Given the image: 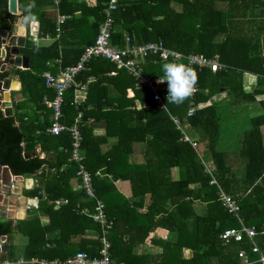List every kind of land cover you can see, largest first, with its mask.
Returning a JSON list of instances; mask_svg holds the SVG:
<instances>
[{
    "label": "trees",
    "instance_id": "16d2710c",
    "mask_svg": "<svg viewBox=\"0 0 264 264\" xmlns=\"http://www.w3.org/2000/svg\"><path fill=\"white\" fill-rule=\"evenodd\" d=\"M7 1L0 0V31L14 32L24 16L38 21L37 35L57 34L55 18L43 9L50 0H17L20 14L9 13ZM102 1L59 0L58 13L67 16L60 26L59 38L48 45L26 39L20 54L29 56L28 68L12 67L0 72V80L18 76L21 87L13 91V95L22 94L21 99H14L12 115L5 116L0 111V165H7L13 175L40 173L44 180L41 187L46 194L45 200H39L38 208L28 218H0V235L18 232L27 236L22 252L26 264H38L34 260L40 258L65 259L77 251L96 257L101 248L99 224L81 212L83 207L92 210L93 201L87 199L82 189L72 191L69 184L76 171L75 164L68 161L70 133L67 130L56 135L46 132L51 117L48 121L45 112L51 114V109L44 104L43 97L52 99L54 91L46 87L42 74L49 70L56 75L59 68L77 61L76 58L70 63L65 60L66 54L58 53V46L64 45L68 26H74L71 30L76 31L79 45L76 51L93 44L102 20ZM171 2L179 3L180 10H175ZM77 11L81 12V17L92 15L93 20L80 23ZM125 36L136 44L160 39L166 47L184 54L218 55L226 68L215 72L201 68L195 73L197 90L193 100L199 106L188 117V122L202 133L195 141L196 147L183 139V133L170 118L172 114L179 117L186 114L189 96L179 104L167 102V82L160 78H163L161 65L169 61H162L156 55L145 57L142 70L156 79L158 91L164 94L165 108L156 106L148 90L136 89L133 78L124 69H117L115 76H107L115 65L101 58L92 59L77 77L84 81L88 75L96 76V80L88 84L86 97L80 104L74 101L76 88L71 86L66 90L61 122L72 124L77 112L82 111L79 128L85 164L92 175L95 194L104 201L107 217L113 220L107 233L112 264H241L239 250L247 252L249 264H261L246 240L224 242L220 238L225 229L239 224L221 206L218 190L220 187L238 201L240 216L245 225L255 229V241L264 254L261 132L264 109L250 118V127L240 135L238 151L232 155L217 149L218 103H206L221 88L231 98V103L252 101L257 94L264 93V53L261 51L264 0H118L113 12L111 42L122 47ZM70 47L74 50L73 45ZM48 61L50 65L46 64ZM177 62L186 64L184 59ZM244 71L256 74L258 84L263 86L245 92L241 82ZM119 82L125 85L121 87ZM109 83L119 89L114 97L108 95ZM128 87L131 88L127 91ZM262 102L264 106V100ZM91 118L104 122L105 135L93 134ZM106 136H116L117 141L102 150L100 144ZM45 143L56 149L53 161L33 153L35 146L45 151ZM135 143L143 147L140 161L131 157ZM200 143H203L202 152L198 150ZM241 161L243 173L239 176L237 167ZM174 167L178 170L176 178L172 176ZM107 174L112 179L128 180L131 194L138 197V201L132 203L116 191ZM212 178L216 182H211ZM38 190L33 189V193ZM63 197L67 203L54 208L53 201ZM146 197V209L141 212L136 206H141ZM198 204L201 205L198 207ZM39 211L47 215V224H41ZM158 227L170 235L151 237L150 233ZM91 230L95 236H88ZM51 233L55 234L48 237ZM147 238L160 246V252H135V245ZM184 249L191 251L189 256L184 255ZM13 250L12 243L9 258L13 257Z\"/></svg>",
    "mask_w": 264,
    "mask_h": 264
},
{
    "label": "built area",
    "instance_id": "2783aa9c",
    "mask_svg": "<svg viewBox=\"0 0 264 264\" xmlns=\"http://www.w3.org/2000/svg\"><path fill=\"white\" fill-rule=\"evenodd\" d=\"M117 4L118 0H104L101 2L102 20L98 26L94 42L93 44L85 47L75 64L59 70L56 75H53L49 70L44 71L42 74L46 87L54 91V97L52 99H47L45 96L43 97L44 104L51 109V123L46 128V132L56 135L62 130H67L70 133L71 147L68 161L75 164V177L78 179L85 196L93 201L92 210L82 208L81 212L87 214L94 222L99 224L101 233L98 238L101 248L98 256L96 257L89 256L85 251H77L65 259L40 258L34 260L38 264H112L109 252L110 243L107 238V233L113 226V220L107 217L104 201L96 196L92 175L85 164V151L82 147L83 136L79 128L82 111L79 110L77 112L72 124L65 125L61 122V107L66 90L71 86H74L75 88H85L89 83L96 80L94 75H88L84 81L77 80L78 75L87 68L89 62L92 59L101 58L112 62L116 69H124L127 74L133 78L134 87L136 89L144 88L148 90L152 95L153 102L159 108H165L164 94H161L158 91V83L156 79L149 76L142 70V63L147 55H156L162 61L177 62L184 59L186 61V65L189 66L194 73L201 68H208L212 72H215L224 66L219 61L218 55L206 57L200 53L193 52L184 54L178 50L166 47L161 40L136 44L132 43L128 36H125L124 46L119 47L113 44L111 42L113 12L116 10ZM64 20V16H59L56 26L57 31H59ZM196 90L197 82L195 81L191 95L189 96V105L186 114L183 117L173 114L170 115L175 127L180 129L183 133V139L190 141L193 147H196V143L195 141L190 140L184 133L182 123L187 122L188 117L191 116L199 106L193 100ZM1 94L2 91H0V97ZM13 102L15 101L13 100ZM78 104L79 103L77 102L76 105ZM142 106L148 107L147 105ZM211 182L216 181L212 178ZM42 197H44V195ZM218 199L221 206L228 213L233 215L239 224L237 227L225 229L220 234V238L224 242H240L246 240L250 246L251 252L258 254L256 261L264 264V254L260 252L255 241V229L244 224L242 217L240 216V205L238 201L233 198L231 194L223 191L220 187L218 190ZM39 200L40 197L38 195L33 196L31 203L27 204V207L29 209L38 208ZM60 201L67 203V199L57 200L56 202ZM238 257L241 264H249L251 262L247 252L244 250L238 251ZM18 262L26 263L23 259H20Z\"/></svg>",
    "mask_w": 264,
    "mask_h": 264
},
{
    "label": "crops",
    "instance_id": "0c3cea01",
    "mask_svg": "<svg viewBox=\"0 0 264 264\" xmlns=\"http://www.w3.org/2000/svg\"><path fill=\"white\" fill-rule=\"evenodd\" d=\"M50 1H51L50 3L49 2L45 3V6H43V9H45V12L47 14H51L55 18L56 26H57L58 18H59V16H61L58 13V8H57L58 7L57 4H58L59 0H50ZM75 1L82 2L85 0H75ZM88 1H92V0H88ZM17 6H18V1H17ZM171 6L175 10H180V8H181V5L177 2H171ZM76 16L78 19L80 18L79 19L80 23L85 22L87 24L88 22H91L93 20L92 15H88V17H86V18L81 17V12H79V11L76 12ZM64 17H65V19L67 18V16H64ZM66 27L64 29H66ZM73 28H74V26L72 28H70L69 26L67 27L68 30H66V31H68V32H66V37L64 38V40H65L63 43L64 45L58 46V53L60 55L66 54V56L68 58H66L65 60L69 61L70 63H73L76 58L78 60V58H79L78 55H80L79 54L80 51L82 52L81 47H80L81 50H80V48H78L77 51L75 49V47H78L79 45L76 44V41H77L76 40V33H75L76 31L71 30ZM37 30H38V21L37 20H35V19L29 20V19L25 18L24 16H22L19 19V22L16 24L14 32L17 35H23L24 34L25 35V41H26V39L31 38V40L33 41L34 44H39V45H48L52 41L57 40L59 38L60 29H59V31H57V34L55 36H50L49 34H45L44 36H39V35H37ZM24 45H25V42H24ZM71 45H73V48H74V50H72V51L70 50ZM261 45H262L261 51H262V53H264L263 36L261 38ZM23 57H25L27 60V67L26 68H28L29 56L26 54H23ZM46 64L50 65L51 62L48 61V62H46ZM58 64H60V61L58 62ZM225 66L226 65H224L222 68H226ZM8 68H12V67H8ZM15 68L26 69V68H23L20 66L15 67ZM59 70H60V68H59ZM59 70H58V72H59ZM117 72H118V70L115 68V69L111 70L109 73H107V76H109V77L115 76L117 74ZM12 78H15V76L11 77L10 79H12ZM17 80L20 81L18 78H17ZM241 82H242L243 90L245 92H249L253 88H256L258 86H263V85L258 84V77L256 74L251 73V72H247V71H244L242 73ZM118 84L121 87H123L125 85V83H123V82H119ZM14 86L16 87L17 85L14 84ZM87 86L85 88H76L75 89V93H74L75 103L78 102L80 104L85 99ZM165 87H167V84H165ZM130 88L131 87H128L126 90L127 91L130 90ZM48 89H50V88H48ZM19 90H9L8 91V96H9V100L11 101L12 108H13V103H14L13 100L14 99L18 100L19 98L20 99L22 98V96H21V94H19V92L13 95V91H19ZM107 90H108V95L110 97L116 96L119 92L118 91L119 89L116 86V84L114 85V84L109 83L107 86ZM263 100H264V93H259L255 96V99L252 101L240 100L239 103H231V98L229 96H227L225 90H223L221 88V91H219L217 94H215L213 97H211L207 101L206 104H209L211 102H217L218 103V107H217L218 110L217 111H218V114L220 116V127H219L220 133H219V139L217 142V149L218 150L224 151V152H229L232 155L236 151H238L237 149L239 147V137L244 131L249 129L250 118L263 112V109H264L263 108L264 107L263 102H262ZM45 117L49 121L50 117H51L50 112L49 113L45 112ZM90 123L92 124V132L94 135H96V136L105 135L104 122L102 120H95V119L91 118ZM182 127L184 130V133L192 141H196L197 138L202 136L200 128L191 126L188 121L182 123ZM261 132H262L263 144H264V125L261 126ZM116 141H117L116 136H106L105 141L101 142L100 147L102 150H106L111 145L115 144ZM196 145H197V143H196ZM134 149H135L134 154L131 157H132V159H137L138 161H140L143 157V147L141 144L135 143ZM202 149H203V143H200V148L198 149L199 152H202ZM34 152L38 153L39 157L45 156V158L48 161H53L55 159L56 149H54L52 146L45 143V151L41 150L39 146H35L33 149V153ZM45 169H47V168L45 167ZM237 170H238L237 173L240 176L243 173L242 161L238 165ZM20 176H22V177L17 178L12 183L13 186H12L11 190H12L13 194L9 197L8 205H7V206H9L8 210H11L16 215H19L18 218H12L14 220L15 219H24V218H28L29 216H31L30 214L33 213L37 208L36 209H34V208L29 209L27 207V204L31 203L32 198L35 195H38L40 197V200H45V195H46L45 192L43 191V188L41 187L44 183V180H43V176H40V173L31 174L29 176H23V175H20ZM100 176H102V175H100ZM106 176L108 179L111 180L112 185L116 189V191L121 193L125 198L129 199L132 203L138 201V197H134L131 194V186H130V183L128 180L112 179L110 174H107ZM172 176L174 178H176L178 176V170L176 167H174L172 169ZM69 184L71 186L72 191H78L81 189L79 181L75 176L70 178ZM35 188H39V190L36 193H33V189H35ZM43 195H44V197H42ZM62 199H64V198H58L55 201H53L54 208H57L58 206L64 204V202L61 203L62 201L56 202L57 200H62ZM49 202H51V201H49ZM146 202H147V197L145 198V202H143V204L141 206H136L137 209L139 211L143 212L146 209ZM200 205L201 204H198V207ZM83 208L87 210V208H85V207H83ZM38 217H39L41 224H47L48 223V217L46 214H42L39 211ZM17 234L20 235V233H18V232L13 235V244L17 242V240L15 238ZM54 234L55 233L48 234V237H52ZM87 234H88V236L92 237V236H95L96 233L91 230V231H88ZM169 235L170 234L167 230L162 229L160 227L156 228L153 232L150 233L151 237L157 236L160 238H167ZM24 236L26 237V240H25V244H26L27 236L26 235H24ZM23 248L21 249L20 254H18L17 256L13 255V257H11V258H9V254L7 253L6 254L7 260L9 262H13L15 264H21L18 261L20 259H23V257H22ZM134 250L136 253L142 254V253H146V252H154V253L160 252L161 248L157 244L152 243L149 240V238H147L143 243H139L138 245H135ZM190 252L191 251L189 249L183 250V253L185 256H189Z\"/></svg>",
    "mask_w": 264,
    "mask_h": 264
},
{
    "label": "water",
    "instance_id": "95a60500",
    "mask_svg": "<svg viewBox=\"0 0 264 264\" xmlns=\"http://www.w3.org/2000/svg\"><path fill=\"white\" fill-rule=\"evenodd\" d=\"M7 10L11 14H20V11L17 6V0H8L7 1ZM25 35H17L15 32L8 34V31L1 30L0 31V57L5 58L4 61L0 62V72L5 71L8 67H19L15 63V58L17 56H22L20 54V48L24 46ZM17 76L15 78L10 79L9 77L0 80V91L4 93V110L3 112L5 116H9L13 114V108L11 101L9 100L8 91L9 90H19L21 87V82L17 80ZM8 81L10 86L8 89L3 88V82ZM12 84H16L15 87ZM1 105V104H0ZM20 175H13L10 171V168L7 165H0V218H18L19 215H16L13 211L8 210V192L12 191L11 188L13 186V182L17 178H21ZM13 243V234H5L0 235V264H15L13 262H9L6 258V254L9 251L10 245ZM26 264V263H21Z\"/></svg>",
    "mask_w": 264,
    "mask_h": 264
},
{
    "label": "clouds",
    "instance_id": "9594fccd",
    "mask_svg": "<svg viewBox=\"0 0 264 264\" xmlns=\"http://www.w3.org/2000/svg\"><path fill=\"white\" fill-rule=\"evenodd\" d=\"M161 71L163 78L160 79L167 82V102L179 104L191 95L196 75L189 66L169 61L161 65Z\"/></svg>",
    "mask_w": 264,
    "mask_h": 264
},
{
    "label": "rangeland",
    "instance_id": "374dc122",
    "mask_svg": "<svg viewBox=\"0 0 264 264\" xmlns=\"http://www.w3.org/2000/svg\"><path fill=\"white\" fill-rule=\"evenodd\" d=\"M19 94H21V93H19ZM21 96H22V94H21ZM4 102H5L4 93H2L1 97H0V104H1L0 106H1L2 110H4V107H5ZM12 194H13L12 191L8 192V196H11ZM15 238H16L17 242L14 243L13 252H14V255L17 256L18 254H20L21 249L24 247L26 237L20 233V235L17 234Z\"/></svg>",
    "mask_w": 264,
    "mask_h": 264
},
{
    "label": "bare ground",
    "instance_id": "6f19581e",
    "mask_svg": "<svg viewBox=\"0 0 264 264\" xmlns=\"http://www.w3.org/2000/svg\"><path fill=\"white\" fill-rule=\"evenodd\" d=\"M160 40V39H159ZM15 63L17 64V65H19L20 67H23V68H26L27 67V60H26V58L25 57H22V56H17L16 58H15ZM12 85H14V84H12ZM9 86H10V83L8 82V81H4L3 82V88L4 89H8L9 88ZM47 94V93H46ZM165 103V102H164ZM149 106V105H148ZM63 131V130H62ZM207 171V170H206ZM64 198V197H63ZM61 203H63V202H61ZM49 245V244H48Z\"/></svg>",
    "mask_w": 264,
    "mask_h": 264
},
{
    "label": "flooded vegetation",
    "instance_id": "af4514ba",
    "mask_svg": "<svg viewBox=\"0 0 264 264\" xmlns=\"http://www.w3.org/2000/svg\"><path fill=\"white\" fill-rule=\"evenodd\" d=\"M8 34H9V33H8ZM4 60H5V58H3V57H0V62H1V61H4Z\"/></svg>",
    "mask_w": 264,
    "mask_h": 264
}]
</instances>
